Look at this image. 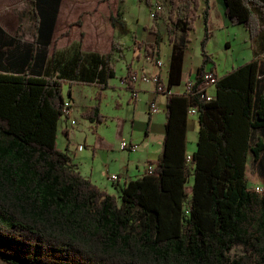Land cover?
<instances>
[{
    "label": "trees",
    "instance_id": "1",
    "mask_svg": "<svg viewBox=\"0 0 264 264\" xmlns=\"http://www.w3.org/2000/svg\"><path fill=\"white\" fill-rule=\"evenodd\" d=\"M139 1L153 17L148 29L155 35L153 47L159 55L157 3ZM29 2L43 21L44 5L57 6L59 0ZM166 2L165 28L172 51L167 86L156 89L166 94L163 152L150 161L151 172L119 188L118 199L82 176L56 142L58 121L65 117V102H71L75 83L96 86L98 102L80 116L95 123L106 120L99 101L108 80L116 75L110 58L114 51L122 54L118 41L113 40L103 55L84 53L77 44L69 69L60 67L56 76L0 71L1 261L264 264V191L249 188L245 173L247 154L257 158L263 147L260 140L252 144L251 134L264 128V97H255L257 78L264 77V0H223L229 21L248 30L253 56L217 77L215 96L209 100L203 74L215 69L205 50L210 0ZM117 11L110 21L120 27ZM198 16L203 24L201 62L189 90L171 93V86L181 81L184 51ZM191 106L197 109L199 129L196 150L188 161ZM235 248L239 255L231 254Z\"/></svg>",
    "mask_w": 264,
    "mask_h": 264
},
{
    "label": "crops",
    "instance_id": "2",
    "mask_svg": "<svg viewBox=\"0 0 264 264\" xmlns=\"http://www.w3.org/2000/svg\"><path fill=\"white\" fill-rule=\"evenodd\" d=\"M20 4H24L26 9H20L18 7ZM110 4V0H95L91 3L81 0H59L57 6L55 3L50 7L44 5V19L41 21L36 10L31 9L29 0H0V71L26 73L33 76L50 74L56 76L60 67L69 69L77 44H80L81 51L84 53L99 55L108 53L113 40H117V26L112 25L110 17L117 15L118 6L116 5L111 10ZM224 8L223 0H210L209 27H211L213 15L222 27L230 22L224 13ZM120 13L122 27L125 31L126 10L124 5ZM201 21V17H198L195 27ZM151 22L152 20L144 25L137 24L132 37L153 43L155 35L148 29ZM157 26L161 34L158 52L163 66L157 67L150 63L147 55L136 47H133L136 51H133V48L131 50L134 54L132 65L133 70L149 74L157 73L159 80L166 87L172 46L167 39L165 24L162 27V23H158ZM201 26L203 27V24H200ZM189 38H191V33ZM189 43L184 51L181 81L171 86L169 91L171 93L185 92L186 81L193 78L194 71L201 62L199 48L196 52L190 51ZM137 54H141V57L137 58ZM262 56L264 57V53ZM223 75L217 74L218 77ZM107 91H110L116 109L123 108L124 102L132 108L127 142L137 143L139 148L135 151L122 149L120 148L121 141L114 144L107 141L100 131V127L107 120V116L101 111L100 113L106 117V120L99 123L91 122L80 116L82 111L96 103V86L83 83H75L71 87V114L68 118L59 119L56 142L60 150L67 152L75 169L82 176L91 180L101 190L118 196L119 187L127 181L146 174L147 165L151 164L150 161L162 155L166 122V94L156 92L155 85L141 81L135 82L130 89L122 90L117 86L113 89L110 79L107 88L102 91V97ZM207 93L214 97L215 87H208ZM260 96L264 97V77L257 78L256 81L255 97L258 100ZM139 101L140 104H138ZM150 102L155 103L156 112L149 111ZM77 104L80 106L77 107ZM99 108L101 110V104ZM72 119L75 121L74 124L71 123ZM137 128L143 129V137L139 141L133 136ZM198 129L197 115H189L186 138L191 134V137L197 140ZM63 131H66V135ZM60 136L63 140L61 141L62 148L58 146ZM257 140L261 141L263 147L257 158L251 152L247 154L245 170L248 186L251 189L264 186V128L255 129L252 132V144ZM195 150L196 146L190 148L186 144L187 156ZM110 174H117L118 180H109Z\"/></svg>",
    "mask_w": 264,
    "mask_h": 264
},
{
    "label": "rangeland",
    "instance_id": "3",
    "mask_svg": "<svg viewBox=\"0 0 264 264\" xmlns=\"http://www.w3.org/2000/svg\"><path fill=\"white\" fill-rule=\"evenodd\" d=\"M82 2H94L95 0H81ZM110 9L112 10L116 5L118 10L123 8V5L126 10V16L124 25L126 30L124 31L122 26H117L116 39L118 45L121 47L122 54L120 55L117 51H114L111 55V62L115 68V77L110 78V81L114 87H119L122 90L130 89L134 84L133 81L128 79L129 72L133 70V59L134 54L131 52L133 47H136L142 50L144 55H149L152 51L153 43L148 42L144 39H138L135 36L132 37L137 24H147L152 20L153 17L150 16V10L143 2L139 0H125L123 3L121 0H110ZM156 2L155 6L157 9L159 7V18L154 21L157 26L158 23H162V27L167 21L168 14V4L166 0H152ZM20 9H26L24 4L18 6ZM200 11V10H199ZM118 11H116L117 13ZM201 17V16H198ZM197 17V18H198ZM202 19V18H201ZM196 21V20H195ZM214 23V24H213ZM202 21L198 22L197 27H195L190 32L191 41L189 43V50L196 52V49L200 50V41L203 37V27ZM150 25V26H151ZM158 28V26H157ZM210 37L205 45V50L207 53L211 54L215 62V72L218 75H223L224 73L236 68L245 62L249 61L252 56V46L251 38L248 30L242 24H233L228 22L225 26H221L218 23V19L213 15V21L210 27ZM133 41V42H132ZM132 43V44H131ZM133 51L136 49L133 48ZM200 52V51H199ZM141 53V52H140ZM141 54H137V58H140ZM212 64L209 62L207 68H210ZM67 84L63 88L64 94H66ZM96 102L97 99H96ZM141 102L139 101L138 104ZM101 104V112L107 116L106 123L100 127L104 138L110 143H116L117 141H128V126L129 118L132 115V108L124 102L123 108L116 109L113 103V97L110 94V91H107L104 97H101L99 105ZM80 106L77 104V107ZM141 106V105H140ZM138 106V108H140ZM193 118L195 116H192ZM134 139L140 140L143 137V129L137 128L134 131ZM62 138L60 136L58 140V146L62 148ZM187 145L190 148L196 146V140L191 137H187ZM192 185V176L189 178L186 190L190 192ZM120 188V187H119ZM118 199V196H117ZM232 255H239L240 250L235 248L231 251ZM1 264H7L0 260Z\"/></svg>",
    "mask_w": 264,
    "mask_h": 264
},
{
    "label": "built area",
    "instance_id": "4",
    "mask_svg": "<svg viewBox=\"0 0 264 264\" xmlns=\"http://www.w3.org/2000/svg\"><path fill=\"white\" fill-rule=\"evenodd\" d=\"M147 60L152 63L153 65L157 66V67H161L163 66V61L162 59L159 58V55L157 54L156 49L152 46V51L149 53V55H147ZM217 74L215 73V71H212L210 69H206L204 74H203V80L204 83L206 85V87H215V83L217 81ZM128 79L133 81L134 83L137 81H141L144 83H151L153 85H155V89H161V87L163 86V84L161 83V81L159 80V76L157 73L155 74H149L143 71H137V70H131L129 72L128 75ZM192 78H189L186 83H185V87H184V91H188L191 84H192ZM205 97L207 100L211 99L212 96L210 94L205 93ZM69 102H65V108L63 110V115L65 117H69L71 114V107H69ZM156 105L154 102H150L149 103V111L150 112H156ZM188 114L189 115H194L197 114V109L195 107H189L188 109ZM71 123L74 124L75 121L72 119ZM120 148L122 149H129L132 151H135L139 148V145L137 143H132V142H127V141H121L120 142ZM147 169H150L152 171L153 166L151 164L147 165ZM108 179L111 181H117L118 180V175L117 174H110L108 176ZM264 191V187L259 186V193H263Z\"/></svg>",
    "mask_w": 264,
    "mask_h": 264
},
{
    "label": "bare ground",
    "instance_id": "5",
    "mask_svg": "<svg viewBox=\"0 0 264 264\" xmlns=\"http://www.w3.org/2000/svg\"><path fill=\"white\" fill-rule=\"evenodd\" d=\"M190 156H188V161H190ZM148 172H151V170L150 169H148ZM256 189V191L259 193V187L258 188H255Z\"/></svg>",
    "mask_w": 264,
    "mask_h": 264
}]
</instances>
